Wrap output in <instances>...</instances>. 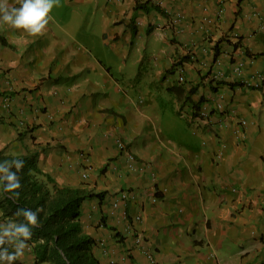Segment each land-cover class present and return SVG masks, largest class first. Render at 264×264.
<instances>
[{"label":"crops","instance_id":"1","mask_svg":"<svg viewBox=\"0 0 264 264\" xmlns=\"http://www.w3.org/2000/svg\"><path fill=\"white\" fill-rule=\"evenodd\" d=\"M50 15L37 36L0 27V151L103 193L80 216L102 264H152L145 249L154 264H264V0H58ZM15 264H35L30 246Z\"/></svg>","mask_w":264,"mask_h":264},{"label":"trees","instance_id":"2","mask_svg":"<svg viewBox=\"0 0 264 264\" xmlns=\"http://www.w3.org/2000/svg\"><path fill=\"white\" fill-rule=\"evenodd\" d=\"M139 1L135 9H143ZM15 156L0 151V160ZM25 161L18 171L21 179L20 195L3 192L0 208L8 220H23L17 210H38L39 225L33 229L28 242L35 264H102L94 253L95 240L82 232L81 209L85 201L103 198L81 188L58 185L37 166V155L18 157Z\"/></svg>","mask_w":264,"mask_h":264},{"label":"clouds","instance_id":"3","mask_svg":"<svg viewBox=\"0 0 264 264\" xmlns=\"http://www.w3.org/2000/svg\"><path fill=\"white\" fill-rule=\"evenodd\" d=\"M57 4L58 0H20L19 6H10L9 0H0V27L6 25L33 36L40 35L52 19L50 13ZM24 165L25 161L18 157L0 160V190L13 197L20 195L17 191L21 188L18 171ZM16 215L22 216L23 220L0 223V264H15L25 255L33 229L40 222L38 210L21 208Z\"/></svg>","mask_w":264,"mask_h":264},{"label":"built area","instance_id":"4","mask_svg":"<svg viewBox=\"0 0 264 264\" xmlns=\"http://www.w3.org/2000/svg\"><path fill=\"white\" fill-rule=\"evenodd\" d=\"M233 38H235V40H238V38H237L236 35L233 36ZM216 62H217V65L220 64L219 61H216ZM243 67H244L243 63L239 61L234 66L235 73H237L238 75H241L242 72H243ZM257 78L259 79V82H257V84L255 85V87H257V88L260 87L262 89V91L264 92V77L263 76H260V75H257ZM179 81L180 82H184V78L182 76H180L179 77ZM245 84L249 85L248 82H246ZM6 102H9V99L8 98H6ZM221 108H222L221 105L220 104H217V109L218 110H221ZM198 118L199 119H202V120H205L208 123H210V120H209V110H208V108H207L206 105H203L199 109V111H198ZM235 125H238V126L240 125V127H242V126L246 125V121L243 120V119H240V120H238V122ZM223 126H224L223 124H218L217 125L218 128H222ZM232 135L233 136H236V137H239L240 136V130H239V128L237 126H234V129L232 131ZM116 144H117V148L119 149V151L123 154L124 158L126 159V162H128L130 170L131 171H136L137 170V167H139L138 165H136L137 164L136 157L131 153V151L127 148V146L124 144V142L121 139H118L116 141ZM139 168L141 169L142 167H139ZM126 198H127V194L122 193L120 199L123 202L126 203ZM117 207H118V204L115 203L113 205V208H117ZM121 216H122V219L125 220V222L127 223L126 229L128 231H132V227L133 226L131 224H129L127 213L125 211H123V213L121 214ZM135 219L136 220H139L140 217H136ZM134 244L137 247H141V245L143 244V237H142V235H137V236L134 237ZM143 252L148 256L149 262L152 263V264H154L155 262H154V259H153V255H152L151 250L150 249H145V250H143ZM126 259H127V256L122 257L123 263L126 261Z\"/></svg>","mask_w":264,"mask_h":264},{"label":"rangeland","instance_id":"5","mask_svg":"<svg viewBox=\"0 0 264 264\" xmlns=\"http://www.w3.org/2000/svg\"><path fill=\"white\" fill-rule=\"evenodd\" d=\"M93 41L95 42V44H97L96 39H93ZM168 112H170V111H168ZM176 117H177V116H176ZM177 119H178V121H180L181 126L184 127L183 129H187L186 126H184L185 124H184L183 122H181V120H180L178 117H177ZM176 129H177V128H176ZM188 133H189V132H188ZM177 134H178V135L176 136L177 138L180 136L181 138L184 139V137H183V135H182L183 133H180V135H179V132L177 131ZM184 135H185V134H184Z\"/></svg>","mask_w":264,"mask_h":264}]
</instances>
